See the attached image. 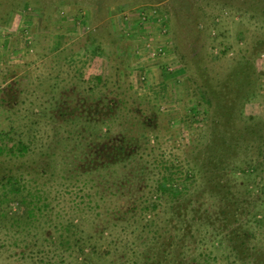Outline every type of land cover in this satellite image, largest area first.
I'll list each match as a JSON object with an SVG mask.
<instances>
[{"label": "rangeland", "instance_id": "obj_1", "mask_svg": "<svg viewBox=\"0 0 264 264\" xmlns=\"http://www.w3.org/2000/svg\"><path fill=\"white\" fill-rule=\"evenodd\" d=\"M9 129L0 177L44 212L0 225V264H264V0H0Z\"/></svg>", "mask_w": 264, "mask_h": 264}, {"label": "trees", "instance_id": "obj_2", "mask_svg": "<svg viewBox=\"0 0 264 264\" xmlns=\"http://www.w3.org/2000/svg\"><path fill=\"white\" fill-rule=\"evenodd\" d=\"M114 10H118L115 8ZM115 12V11H114ZM117 12V11H116ZM203 99L205 101H212L209 93L207 90L204 89L203 91ZM12 128V127H11ZM12 129H9L7 131L0 132V156L6 155V157L9 156H17V155H23L25 153V150L27 149L26 144L23 142H20L18 147L16 148L12 134ZM5 150V153L3 152ZM4 153V154H3ZM9 174L3 173V176L0 177V225L4 228H14L17 230V232H30L29 229L31 227L36 228V224L39 223V217L35 215V212L42 213L44 212L43 208L37 207L35 199H30V196L24 195V192L19 189L17 186L16 180L14 177H12ZM189 177L192 178V175L189 174ZM170 181H173V185L169 186L167 183ZM179 183V180L177 181V178L172 175L171 178H168V176H164V179L160 181L157 189L156 187L153 189V192L151 193L152 197H148L144 200V204L141 207L140 212L142 215V218H149V220H146V223L144 225L145 229H149L147 232H151V227L153 225V220H151L152 217L149 213L151 210H157L158 207L156 205L157 198H161L165 195H169L171 197H176L178 195L182 194L183 190H176L174 186L175 184ZM169 186V187H168ZM185 189V188H184ZM188 189V188H187ZM186 189V190H187ZM184 190L183 192H185ZM155 194V195H154ZM16 206L13 208V206ZM137 209V208H135ZM78 217V216H77ZM130 223V222H129ZM135 222L130 223V227L133 226ZM69 231H71V234L73 230L77 229L76 225L72 224L70 226H67ZM103 233V232H102ZM101 233V234H102ZM71 237V236H70ZM162 238V237H161ZM70 239H66V241H69ZM62 244L65 242V240L61 241ZM118 248V246L116 247ZM78 257L77 261L78 264H111L108 259V256L112 254H118V250H106L101 251L100 248L91 245V244H84L81 243L78 247ZM131 256L132 258L126 259L128 261L127 264H140V251L138 249H131ZM149 254V253H146ZM168 255V254H167ZM128 258V257H127ZM146 258V264H148V259ZM151 258V257H150ZM124 259L120 258L115 262V264H124L122 261ZM153 260V259H151ZM155 261L152 263L154 264Z\"/></svg>", "mask_w": 264, "mask_h": 264}]
</instances>
